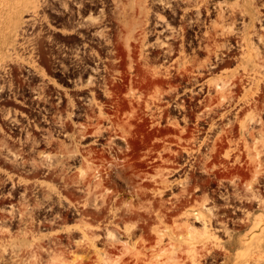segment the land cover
I'll return each instance as SVG.
<instances>
[{"label": "flooded vegetation", "instance_id": "flooded-vegetation-1", "mask_svg": "<svg viewBox=\"0 0 264 264\" xmlns=\"http://www.w3.org/2000/svg\"><path fill=\"white\" fill-rule=\"evenodd\" d=\"M51 4L47 14L52 24H26L19 32L16 43L23 67L0 73V264H46L59 250L58 231L79 219L78 211L58 209L57 157L66 156L60 147L70 146L96 119L90 113L99 97L109 96V77L125 81L120 74L123 57L130 59L133 70L139 60L151 66L154 61L161 66L176 59L194 62L195 82L187 86L189 81L183 79L177 112L186 122L187 107L209 109L195 112L202 114L192 123L199 144L212 142L214 151L222 145L218 136L226 131L227 141L243 152L245 141L264 137V0ZM124 27L129 28L128 55L121 53ZM225 70L237 75L235 81L212 84ZM255 72L262 74L259 84L254 83ZM120 86L127 84L116 89ZM93 135L80 134L85 139ZM95 139L82 145L98 143ZM190 160L178 163L183 164L176 168L178 175L196 167ZM259 185L263 188L257 189L264 190V182ZM214 190L216 197L204 194L214 203L227 196ZM67 242L62 245L71 251Z\"/></svg>", "mask_w": 264, "mask_h": 264}, {"label": "rangeland", "instance_id": "rangeland-1", "mask_svg": "<svg viewBox=\"0 0 264 264\" xmlns=\"http://www.w3.org/2000/svg\"><path fill=\"white\" fill-rule=\"evenodd\" d=\"M38 1L41 5L33 11L31 5L34 0H0V73L10 68L23 67L16 41L21 29L27 27L26 24L53 23L51 16L47 14L49 8L53 7L51 0ZM123 30L127 31V35L122 37L121 53L128 55L130 53L129 28L124 27ZM42 51L43 53L48 52L47 50ZM250 52L253 51L250 50ZM123 59L125 60L120 74L125 81L109 77L106 81L110 85L109 96L99 97L98 105L93 106L90 113L96 119L92 120L93 123L84 132L79 131L74 136L70 146L60 147L68 154L57 157L58 182L60 184L59 211H62L64 207H68L74 212H80L78 208L82 209L87 196L83 191L78 190L85 186L84 183L78 181L83 164L94 166L95 163H103L108 165L107 159L114 163L118 159H125L129 166L122 173V178L116 179L114 175L112 178L116 179L118 186L110 184L111 189H115L114 194L111 193L112 197L119 201L116 206L124 207L130 202L140 205L141 202L136 191L141 189L148 191V195L141 200L149 202L162 199L167 202L172 201L176 199L177 194L185 196L186 193L183 189H188L192 194L190 197L195 198L198 203L195 210L187 209L189 223L196 229L202 228L203 221H196L194 218L195 212H201L206 218L211 219L210 232H214L218 236L216 245L208 243L207 250L210 251L200 258L199 264H264V190L257 189V187L262 189L263 186H260L259 183L264 182V163L262 162L264 137L249 143L245 141L243 152L233 148L234 144L231 139L227 141L230 134L226 131L218 136L222 139V141H218L222 142V145L213 148L214 151L210 148L212 142H208L209 146L199 144L197 138H193L196 135H194L192 129L194 124L192 123L195 122L196 116L199 117L202 114L195 112L203 111L204 113L209 109L187 107L186 122L180 119L181 114L177 112L180 101L179 86L183 83V79L189 81L186 83L187 86H191L195 82L194 62L176 59L171 60L168 65L161 66L158 61H154L151 66L146 65L144 60H139L136 69L133 70L131 64H128L130 59L124 57ZM46 63V60L41 61L43 66H46ZM126 63L128 65H125ZM257 67L255 64V70ZM243 68L247 69L245 66ZM120 74L116 73L114 76ZM235 75L232 71L225 70L221 75L212 78L211 81L212 84L223 86L226 83L234 82L237 78ZM255 76L258 78L254 83L259 84L262 74L255 72ZM123 84H127V86H120L116 89L118 85ZM135 87L136 89H134ZM165 99H168V102ZM133 105L140 107L136 114H133L131 110ZM183 124L186 125V128H181L180 125ZM81 133L95 135L85 139L80 136ZM117 135L120 137H116ZM94 138H98L95 139V142L98 143L82 145L93 141ZM239 144L235 146L242 150ZM194 149L195 151H193ZM232 150L234 152L230 153ZM234 154L235 156H233ZM186 158L191 159L190 163L196 167L186 169L187 172L178 175V172L181 171H177L176 168L183 166L178 163H183ZM165 180L169 183L168 187L163 186L162 182ZM62 184L65 185L61 186ZM146 184L148 186H145ZM196 186L202 189L195 190ZM211 188L223 190L227 196L224 199L218 198V203H214L204 195L205 192H208L209 197H216V194L211 192ZM200 193H202L201 196H198L197 194ZM257 197L261 199H257ZM82 216L80 212L79 219L73 220L72 225L67 224L66 227H62V230L58 231L59 250L56 257L53 255L46 264L71 263L75 257L84 255L87 251L93 252V249L89 248L90 245L85 243L87 241L82 229L76 230L80 225H83L82 223H85L84 220L80 221ZM84 217L86 218V216ZM158 219L156 217L153 220V225L159 226L157 228L159 230H156L157 234L159 231L167 232V235L163 237L165 249L162 251L158 250V247L154 249V256L151 259L160 262L168 260L171 234L168 233L169 228H166L165 224H160ZM182 219L184 221L185 217H181ZM65 222L69 223L70 221ZM93 222H91L92 225H96L98 220ZM121 231L120 239L124 245L132 246L140 238V231L133 236L126 235L122 229ZM97 232L105 236L104 232ZM185 234L187 233L184 232L181 235L185 238L187 237ZM65 237L70 238L71 242L69 239L65 240ZM67 241L72 243L71 251L62 245ZM173 241L178 245L182 243L180 239H173ZM68 242L67 244H69ZM78 243H82L85 250H82L77 245ZM197 245L198 247L205 246L203 241ZM99 246H102L100 241L97 244V247ZM122 246L120 245V247ZM207 250L204 249V253ZM120 251H117L118 255H120ZM61 252L65 253L61 254ZM100 255L102 254L100 253ZM94 256L96 257V254ZM78 259L74 262H78ZM187 264H190V261H187Z\"/></svg>", "mask_w": 264, "mask_h": 264}, {"label": "bare ground", "instance_id": "bare-ground-1", "mask_svg": "<svg viewBox=\"0 0 264 264\" xmlns=\"http://www.w3.org/2000/svg\"><path fill=\"white\" fill-rule=\"evenodd\" d=\"M40 5L41 3L38 0H34L31 5L32 10L35 11ZM99 108L101 109V106ZM138 108L140 107L132 106L133 114H136ZM138 117L142 118L141 116ZM106 162H108V165L103 163H95L94 166L83 164L79 175L80 180H78L85 185L78 188V190L83 191L87 196L84 199L82 209L78 208L83 215L80 221L84 220L85 223H82L83 225H80L76 230L82 229L81 231L87 241L85 243L90 245L89 248H92L93 252L89 253L87 251L88 255H86V252L84 255L81 254L77 258L75 257L74 261L79 258L78 262H63L61 264H187V261H190V264H199L200 258L210 251L207 250L208 243L216 245L218 236L214 232H210L211 219L206 218L201 212H195L194 218L196 221H203L202 228L196 229L189 223L187 209L195 210L198 206L195 198L190 197L192 195L191 191L183 189L186 195L180 196L177 194L176 199L172 201L167 202L162 199L160 201L150 200L149 202L141 200L148 195L146 189H141L136 191L141 202L140 205L139 203L137 205L134 204L135 202H130L124 207L116 206L119 201L112 197L111 193L114 194L115 189H111L110 184L118 186L116 179L122 178V173L129 164L125 159H118L115 161L116 163L107 159ZM113 169H115L114 172ZM113 175L116 178L115 180L112 179ZM162 183L165 187L169 186L167 180ZM145 186H148V184ZM156 217L157 219L160 217L157 221L160 224H165V227L169 228L168 233L171 234L168 260L160 262L153 261L151 257L154 256L153 250L157 247L161 251L165 249L163 237L167 235V232L159 231L158 234L156 233V230H159L157 229L159 226L153 225V220ZM181 217H185V220L183 221L184 218L181 220ZM94 220H98L96 225L91 223ZM121 229L128 236L136 235L140 231V238L132 246L124 245L120 239ZM97 231L104 232L105 236L98 234ZM184 232L187 233L185 238L181 235ZM173 239H180L182 243L178 245ZM99 241L102 246L97 247ZM201 241L205 246L198 247L197 243ZM77 245L82 250L84 249L82 243ZM120 245L123 246L120 247ZM204 249L207 252L204 253ZM119 250H121L120 255H118ZM64 253L61 252V254ZM95 254L96 257L94 256V258L93 255ZM59 259L62 260L60 257Z\"/></svg>", "mask_w": 264, "mask_h": 264}]
</instances>
